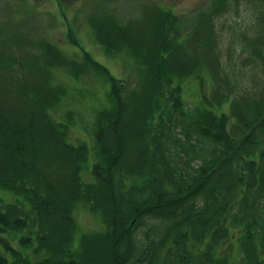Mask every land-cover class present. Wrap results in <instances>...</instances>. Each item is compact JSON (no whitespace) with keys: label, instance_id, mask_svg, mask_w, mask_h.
<instances>
[{"label":"trees","instance_id":"1","mask_svg":"<svg viewBox=\"0 0 264 264\" xmlns=\"http://www.w3.org/2000/svg\"><path fill=\"white\" fill-rule=\"evenodd\" d=\"M227 1L213 0L189 25L153 6L136 20L89 17L104 52L136 68L129 91L82 49L76 61L12 33L22 59L0 53V191L15 200L0 195V264H264V76L242 91L224 71L212 20ZM248 45L264 72L256 47L264 35ZM55 68L109 86L95 119L91 183L80 177L88 148L72 145L71 127L53 118L66 96ZM194 81L211 91L188 109L183 88ZM79 206L103 230L74 246ZM145 222L162 229L138 238Z\"/></svg>","mask_w":264,"mask_h":264},{"label":"rangeland","instance_id":"2","mask_svg":"<svg viewBox=\"0 0 264 264\" xmlns=\"http://www.w3.org/2000/svg\"><path fill=\"white\" fill-rule=\"evenodd\" d=\"M213 0H0V53L5 56L15 55L22 59V50L13 46L10 39L12 33L27 36L31 42L42 40L54 45L63 54L73 60L80 61L81 51L90 54L93 60L103 65L117 80L125 82L126 89L132 90L137 85L136 68L127 56L108 55L94 40L87 24V19L98 11H111L121 21L141 18L147 7H159L177 16L182 25L191 24L198 14L208 11ZM99 8H101L99 10ZM103 9V10H102ZM106 10V11H105ZM223 13L213 18L216 42L219 44L220 59L225 65L224 71L230 78L238 76L244 84L251 87L256 81L263 79L262 66H254L251 56L250 39L261 37L264 26L259 28L258 18L264 14V0H228ZM262 23V22H261ZM261 30V34H260ZM72 32L79 46L70 43L68 37ZM246 37V39L244 38ZM14 38V37H13ZM256 47H264L258 45ZM232 54L228 56V49ZM41 56L45 53L40 52ZM56 69V68H55ZM54 83L66 88V96L57 106L53 118L56 122L67 126L69 142L72 145L84 144L88 148V158L83 165L80 177L82 182L91 183L93 177L91 167L94 163L93 130L96 115L108 105V84L91 73L79 79L69 77L62 69L54 70ZM257 84V83H256ZM211 87L206 85L204 91L197 81L189 82L183 88L182 97L186 108L199 104L201 92L209 95ZM228 102L222 107L226 110ZM65 107L67 109L65 110ZM71 116H67V115ZM178 131L175 133L177 134ZM5 196L4 203L13 202L15 198L7 192L0 191ZM22 201V200H21ZM29 209L28 204H24ZM76 212V210H75ZM79 231L73 239L76 246L83 233L103 230V223L79 206L75 213ZM162 229L158 222H145L138 230V238H144L146 231Z\"/></svg>","mask_w":264,"mask_h":264}]
</instances>
